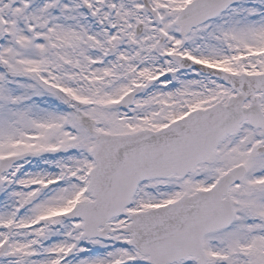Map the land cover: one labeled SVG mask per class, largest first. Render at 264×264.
<instances>
[{"label": "snow or ice", "instance_id": "1", "mask_svg": "<svg viewBox=\"0 0 264 264\" xmlns=\"http://www.w3.org/2000/svg\"><path fill=\"white\" fill-rule=\"evenodd\" d=\"M0 264H264V0H0Z\"/></svg>", "mask_w": 264, "mask_h": 264}]
</instances>
